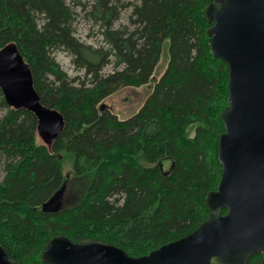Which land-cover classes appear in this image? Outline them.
I'll use <instances>...</instances> for the list:
<instances>
[{
	"label": "trees",
	"instance_id": "1",
	"mask_svg": "<svg viewBox=\"0 0 264 264\" xmlns=\"http://www.w3.org/2000/svg\"><path fill=\"white\" fill-rule=\"evenodd\" d=\"M211 2L0 0V49L17 45L42 103L66 122L50 148L39 138L37 118L11 109L0 89L6 112L0 118V245L12 261L45 264L43 250L57 236L113 245L139 258L208 220L206 199L222 177L218 147L229 81L228 65L208 44ZM79 7L102 46L77 37ZM127 7L128 22L117 26ZM60 51L85 80L61 68L54 57ZM164 55L168 66L155 78ZM108 65L113 71L103 74ZM152 82L133 115L122 118L103 103ZM68 175L90 179L85 198L44 213ZM248 264H264V254Z\"/></svg>",
	"mask_w": 264,
	"mask_h": 264
},
{
	"label": "water",
	"instance_id": "2",
	"mask_svg": "<svg viewBox=\"0 0 264 264\" xmlns=\"http://www.w3.org/2000/svg\"><path fill=\"white\" fill-rule=\"evenodd\" d=\"M205 16L212 55L228 65L227 106L221 114L218 159L222 177L208 194V220L190 235L135 258L113 245L53 238L44 248L45 264H248L264 254V0H212ZM0 89L7 105L38 120L40 140L52 147L66 122L44 105L31 66L16 44L0 49ZM64 184L42 211L61 210ZM223 211L227 213L224 214ZM0 264L12 261L0 245Z\"/></svg>",
	"mask_w": 264,
	"mask_h": 264
},
{
	"label": "rangeland",
	"instance_id": "3",
	"mask_svg": "<svg viewBox=\"0 0 264 264\" xmlns=\"http://www.w3.org/2000/svg\"><path fill=\"white\" fill-rule=\"evenodd\" d=\"M86 0H83V3ZM123 4H131L138 2V0H120ZM130 7L122 10L120 14V20L117 26L120 24H126L130 15ZM76 35L82 41L88 44H92L94 47L102 46V39L99 37L98 30L93 23L84 19L83 13H81L80 7L78 8V17L75 22ZM56 61L60 64L61 68L67 72L71 78H79L81 81L85 80V72L77 69L72 63V58L65 52H57L54 54ZM168 66L166 55L161 59L160 65L157 68L154 77L158 78L159 72L164 71ZM113 71L112 65H108L103 74H108ZM154 82L141 88H124L105 100L107 107H111L113 111L120 114V117L126 118V116L135 114L142 104L145 102L148 95L152 92ZM5 111H0V118L5 115ZM70 171V168H66ZM3 180V174L0 175V182ZM90 179L88 177L70 178L68 175V182L66 184V191L64 197L61 200V208L75 206L79 204L86 196Z\"/></svg>",
	"mask_w": 264,
	"mask_h": 264
}]
</instances>
